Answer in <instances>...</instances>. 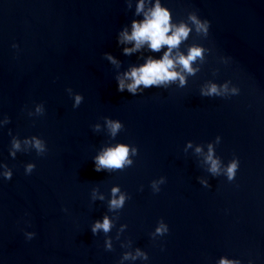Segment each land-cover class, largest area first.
<instances>
[{
    "label": "water",
    "instance_id": "1",
    "mask_svg": "<svg viewBox=\"0 0 264 264\" xmlns=\"http://www.w3.org/2000/svg\"><path fill=\"white\" fill-rule=\"evenodd\" d=\"M162 3L174 20L193 10L209 20L208 37L193 34L187 44L195 39L212 52L185 88L151 87L133 96L117 91V69L103 53L122 61L120 71L143 62L139 54L124 56L116 39L137 18L135 0L131 10L125 0H0V119H11L0 129V162L13 170L11 180L0 178V264H118L126 250L114 239L120 224L128 225L121 241L148 252V261L134 264H216L221 256L264 264V0ZM210 79L231 80L240 94L201 97ZM68 87L84 96L79 108ZM41 102L45 114L28 117L23 109ZM104 116L125 126L114 141L91 129ZM9 129L21 139L43 138L47 154L33 150L13 159ZM218 135L216 154L225 164L234 155L240 160L231 182L212 178L191 149L184 152L187 141L206 145ZM117 142L139 148L134 166L96 172L92 157ZM27 163L36 164L30 175ZM160 176L167 182L153 194L150 182ZM115 185L131 199L109 233L115 250L108 252L104 234L90 229L107 213V199L93 203L91 191L99 187L109 198ZM161 218L169 232L152 240ZM25 232L36 235L27 240Z\"/></svg>",
    "mask_w": 264,
    "mask_h": 264
},
{
    "label": "clouds",
    "instance_id": "2",
    "mask_svg": "<svg viewBox=\"0 0 264 264\" xmlns=\"http://www.w3.org/2000/svg\"><path fill=\"white\" fill-rule=\"evenodd\" d=\"M134 0H125L128 10L133 8ZM134 18L130 24H125L117 33V45L122 46V54L131 57L134 54L138 60H142L139 64H130L126 70L120 71L122 61L117 59L111 53H103L104 58L117 69L114 79L117 82V91L125 92L136 96L143 94L146 89L155 87L167 90L172 85L177 88H185L190 77H195L203 65L207 63V57L212 52L210 48L204 47L202 44L195 42L187 44L190 36L195 38L206 39L209 35L211 22L202 19L198 11L193 10L187 12V15L181 19L174 20L171 10L166 7L162 0H135ZM184 46V47H182ZM17 44H12V48L18 49ZM157 58L152 53H161ZM145 53H149L145 55ZM220 63L227 65L230 63V58L220 57ZM219 68L213 69V77L217 76ZM68 96L73 99V109L79 108L84 102V96L81 93L74 92L71 87L65 89ZM240 88L233 84L231 80H226L223 83H217L215 80H207L201 86L199 94L201 97H219L230 99L233 96L240 94ZM27 116L41 117L45 114V105L43 102L37 103L34 109H28ZM103 124L97 122L91 125L94 133L106 132L110 141H114L119 133L125 130V126L119 119H112L104 116L101 118ZM11 122L10 117L4 115L0 119V129ZM11 136L9 155L15 159L17 153H28L35 151L38 157L45 156L48 152L47 142L36 135L19 138L18 135ZM221 143V137L218 135L215 140L203 144H194L189 140L186 142L184 152L189 149L198 158V161L205 171L212 178L224 176L229 182L235 180L236 174L240 167L238 156L233 158L226 164L220 156L216 154V146ZM206 149V150H205ZM139 155V148L133 144L127 143H106L99 149L97 154L92 157L94 162V170L96 172L105 171L107 173L123 172L126 169L134 166V157ZM36 168L35 163H27L25 165V174L30 175ZM13 170L8 164L0 162V178L11 180ZM200 185L205 188H211L209 179L206 177H197ZM167 182L165 176H160L150 182V188L153 194H158L161 191V185ZM139 191H143V185ZM107 199V213L103 215L102 220H96L91 225L93 236L104 234V249L105 251H114L113 237L109 235L117 222L120 220V212L124 208L130 195L126 191H122L119 185L111 187L109 198L99 190V187H94L91 191V201L104 202ZM65 211H67L65 209ZM111 213L112 215H109ZM128 225L120 224L116 230L115 240L120 241V247L126 249L118 264L125 262L148 261V252L140 247L133 248V241L127 239L121 241L122 234L126 231ZM169 232V226L161 218L155 227V230L150 233L152 240L158 237H163ZM35 232H25V238L31 240L35 237ZM216 264H242L239 258H229L221 256ZM248 264H253L249 259Z\"/></svg>",
    "mask_w": 264,
    "mask_h": 264
}]
</instances>
